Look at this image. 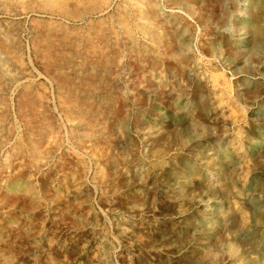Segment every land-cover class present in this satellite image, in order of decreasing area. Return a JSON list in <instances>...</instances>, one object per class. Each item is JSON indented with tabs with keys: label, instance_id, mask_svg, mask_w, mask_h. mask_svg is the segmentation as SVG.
Returning <instances> with one entry per match:
<instances>
[{
	"label": "rangeland",
	"instance_id": "obj_1",
	"mask_svg": "<svg viewBox=\"0 0 264 264\" xmlns=\"http://www.w3.org/2000/svg\"><path fill=\"white\" fill-rule=\"evenodd\" d=\"M262 1L0 0V264H264Z\"/></svg>",
	"mask_w": 264,
	"mask_h": 264
},
{
	"label": "bare ground",
	"instance_id": "obj_2",
	"mask_svg": "<svg viewBox=\"0 0 264 264\" xmlns=\"http://www.w3.org/2000/svg\"><path fill=\"white\" fill-rule=\"evenodd\" d=\"M264 1V0H263ZM262 1V2H263ZM43 2V1H42ZM124 3V2H123ZM138 3V2H137ZM113 4V3H112ZM155 4V3H154ZM165 4V3H164ZM141 5H143V4H141ZM262 8H264V2L262 3ZM110 7V6H109ZM138 8H140V10H142V7L140 6V5H138L137 6ZM155 7V6H154ZM164 7V6H163ZM157 8V7H156ZM173 9V8H172ZM175 9V8H174ZM204 11V10H203ZM35 13V12H34ZM38 13V12H37ZM101 13H102V11H101ZM158 13V12H157ZM86 14V13H85ZM89 14V13H88ZM174 14V13H173ZM2 15V14H1ZM51 15V14H50ZM91 15V14H90ZM16 16V15H15ZM13 17V16H12ZM19 17V16H18ZM176 17V16H175ZM64 19V18H63ZM69 21V20H68ZM77 22V21H76ZM75 22V23H76ZM197 24V23H196ZM185 28V27H184ZM159 29H160V27H159ZM188 33V32H187ZM256 35L259 37V36H261V35H264V33H263V29L262 28H259V29H257V33H256ZM177 37V36H176ZM180 39V38H179ZM180 41V40H179ZM244 51V56L245 57H248V55H249V51L247 50V49H245V50H243ZM172 52V51H171ZM173 55V54H172ZM257 56V55H256ZM3 57V56H2ZM1 57V58H2ZM252 59V62L254 63V64H257V65H259L260 64V57H252L251 58ZM243 70H244V73H245V75L246 74H248V76L246 75L245 76V78H244V80H245V85H244V87H243V90L245 91V94H246V96H247V94H249V89H250V86H252V77H251V75L252 74H254V76H255V78H256V81H257V76H258V73H259V69H252V73H251V69L250 68H247L246 67V64L243 66ZM250 71V72H249ZM262 75H264V73H262ZM244 80H243V82H244ZM242 82V83H243ZM259 83V82H258ZM14 90V89H13ZM12 91V90H11ZM189 99V98H188ZM249 101V100H248ZM11 254V253H10Z\"/></svg>",
	"mask_w": 264,
	"mask_h": 264
}]
</instances>
